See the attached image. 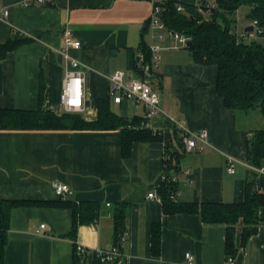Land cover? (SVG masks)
I'll return each mask as SVG.
<instances>
[{
    "label": "crops",
    "instance_id": "crops-1",
    "mask_svg": "<svg viewBox=\"0 0 264 264\" xmlns=\"http://www.w3.org/2000/svg\"><path fill=\"white\" fill-rule=\"evenodd\" d=\"M151 6V0H0V14L8 11L6 19L0 18V45L14 37L28 39L0 60V109L36 110L42 74V109L63 113L60 91L66 52L83 65L81 115L94 121L97 101L108 98V77L115 71L131 76L129 52L142 40L148 47L153 44ZM64 29L71 31L78 49L63 45ZM173 45L174 39L166 38L158 53L161 112L147 127L171 134L173 119L190 130L207 132L203 151L184 153L178 171H171L178 184L176 199L240 203L247 169L234 163V173H229L227 157L245 162L251 129L241 123L240 112L225 109L216 94V67L194 63L187 50L172 49ZM110 108L128 119L145 113L142 105L131 101L112 103ZM164 147L162 141L134 142L130 155L123 158L120 131H0V200L21 202L11 210L3 264H74V245L90 251L112 248L111 210L121 202L129 204L128 237L121 245V258L111 264H176L186 253L194 256V264H224L223 224H205L198 214L165 215L161 203L147 197L158 196ZM54 182L70 189L62 200L103 206L97 219L77 224L73 238L67 236L71 209L48 204L58 200ZM258 216L257 232L239 248L235 264H264V206ZM153 225L160 227L157 255L151 250ZM241 230L239 223L237 247ZM82 264H93L92 259Z\"/></svg>",
    "mask_w": 264,
    "mask_h": 264
},
{
    "label": "trees",
    "instance_id": "trees-1",
    "mask_svg": "<svg viewBox=\"0 0 264 264\" xmlns=\"http://www.w3.org/2000/svg\"><path fill=\"white\" fill-rule=\"evenodd\" d=\"M200 10L193 3L177 0H164L162 20L170 32L187 36L193 48L185 50L190 53L194 63L214 65L216 67V94L222 99L227 110L248 112L259 110L264 115V45L260 38L264 37V0H200ZM211 3L212 6L207 4ZM178 5L184 11H176ZM241 7L248 8V18L256 21L263 30L260 38L243 41L231 31L230 25L235 23L233 17ZM210 13L211 19H202L203 13ZM223 20V25L216 22ZM28 39L14 37L0 45V60L6 54ZM141 53L146 59L150 57L149 47L142 40L136 51L129 52L128 69L135 76L141 72L136 68L135 54ZM154 78L160 84V76L155 72ZM44 80L40 75L39 106L36 110L0 109V131H120L121 156L127 158L134 142H164L165 169L164 177L157 193L163 214H198L205 224H223L225 226V257L235 259L239 248H244L248 240L256 234L259 223L258 211L264 206V189L256 174L247 171L243 200L240 203H201L179 202L172 196L178 192V184L173 181L171 171H178V162L185 153L181 138L176 129L171 134H158L149 127L141 125V117L123 118L110 108L109 98L99 99L96 103L97 118L86 121L81 113L63 112L60 115L43 110ZM175 143V145L172 144ZM179 149V150H178ZM245 161L253 167L264 166V129L250 131L246 143ZM58 200L48 203L53 206L68 207L72 211V228L67 235L73 238L77 224L89 223L97 219L103 206L95 202L70 203L57 197ZM21 202L0 200V264L4 262L11 210ZM129 204L121 202L113 206L114 243L127 231L126 223ZM242 224L240 244L235 243L236 227ZM160 247V227L153 225L151 250L157 255ZM74 264H82V256L73 251ZM93 264H99L92 259Z\"/></svg>",
    "mask_w": 264,
    "mask_h": 264
},
{
    "label": "built area",
    "instance_id": "built-area-1",
    "mask_svg": "<svg viewBox=\"0 0 264 264\" xmlns=\"http://www.w3.org/2000/svg\"><path fill=\"white\" fill-rule=\"evenodd\" d=\"M38 2H45L46 0H37ZM196 8L200 10V0H196L193 3ZM151 13L149 17V26L152 31L153 44L149 46L150 57L148 59L141 53L135 55L136 68L141 72L140 76H135L132 72L131 76H127L124 71H115L108 77V98L113 104L119 105L122 102L131 101L136 105H142L145 108V113L142 117V126L147 127V123L158 116L161 112L159 107V94L156 91L158 83L154 78L155 72L158 69L160 50L164 49V41L166 38L172 37L174 39V45L172 49H186L187 42L190 39L182 34L170 32L167 30L162 15L164 7L161 2L151 0ZM212 6L211 3L207 4ZM176 11H184L183 6L178 5ZM8 11L5 10L0 14L1 19H6ZM249 26L253 27L251 32H244L241 34L240 39L255 40L260 38L263 30L257 25L256 21H252ZM62 43L65 47L78 49L79 43L72 38L71 31L64 29L62 32ZM65 58V73L61 84L60 91V103L63 107L64 112L67 113H81L84 110V70L83 65L76 59L71 58L66 52L63 54ZM173 122V129H176L181 138V143L185 153L202 152L204 145L207 144V132L204 130L193 131L188 129L183 122ZM165 132L161 133L164 134ZM228 169L229 173H234V163H240L244 165L247 171H251L256 174L257 178L264 180V166L253 167L246 161L241 162L238 159L228 156ZM165 179L164 175L162 181ZM176 181V178H172ZM52 190L57 197L64 198L70 193V189L67 185L58 182L52 183ZM176 195L172 196L175 199ZM147 197L150 199H156L160 202V199L154 193H148ZM44 225H40L43 228ZM38 233V231H37ZM128 237L127 231H124L114 243L110 249H96L88 250L80 245H75V251L77 254L82 256L81 262L83 263L86 259H95L99 264H111L117 262L121 258V245L126 242ZM194 256L191 253H186L183 258V262L176 264H194ZM224 264H235V259L232 257H225Z\"/></svg>",
    "mask_w": 264,
    "mask_h": 264
},
{
    "label": "rangeland",
    "instance_id": "rangeland-1",
    "mask_svg": "<svg viewBox=\"0 0 264 264\" xmlns=\"http://www.w3.org/2000/svg\"><path fill=\"white\" fill-rule=\"evenodd\" d=\"M208 2H212L211 0H206ZM203 20H210L211 15L210 13H203L202 14ZM235 23L230 25L231 31L241 36L244 29L249 26L251 22L248 18V8L241 7L238 9L237 14L233 17ZM216 22L220 25H223V20L221 18H216ZM256 40V39H255ZM247 41V40H246ZM260 43L264 45V37L260 38ZM185 51L184 49H181ZM241 123L243 125L248 126V128L253 130L257 129H264V115H262L259 110H252L248 112H240Z\"/></svg>",
    "mask_w": 264,
    "mask_h": 264
},
{
    "label": "water",
    "instance_id": "water-1",
    "mask_svg": "<svg viewBox=\"0 0 264 264\" xmlns=\"http://www.w3.org/2000/svg\"><path fill=\"white\" fill-rule=\"evenodd\" d=\"M253 30V27L252 26H247L245 29H244V32H251ZM187 48L188 49H192L193 48V43L192 41H188L187 42ZM85 106H87V103L85 104ZM259 184L260 186L264 189V180H260L259 181Z\"/></svg>",
    "mask_w": 264,
    "mask_h": 264
}]
</instances>
